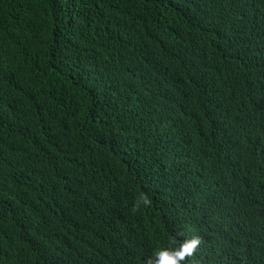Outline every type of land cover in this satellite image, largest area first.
Here are the masks:
<instances>
[{"label":"trees","instance_id":"1","mask_svg":"<svg viewBox=\"0 0 264 264\" xmlns=\"http://www.w3.org/2000/svg\"><path fill=\"white\" fill-rule=\"evenodd\" d=\"M179 233L264 264V0H0V264Z\"/></svg>","mask_w":264,"mask_h":264},{"label":"clouds","instance_id":"2","mask_svg":"<svg viewBox=\"0 0 264 264\" xmlns=\"http://www.w3.org/2000/svg\"><path fill=\"white\" fill-rule=\"evenodd\" d=\"M141 204L150 207L152 200L149 196L142 193L134 205L133 211H138ZM181 236H183V233H179L172 241V244H178V247L169 246L158 249L152 256L147 258L145 264H187L190 259L195 257L202 239L199 236L180 239Z\"/></svg>","mask_w":264,"mask_h":264}]
</instances>
